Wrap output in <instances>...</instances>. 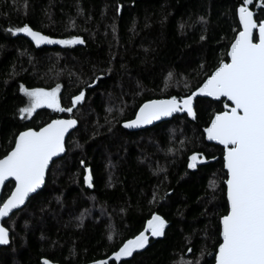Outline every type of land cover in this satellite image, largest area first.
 Masks as SVG:
<instances>
[{
	"label": "trees",
	"instance_id": "1",
	"mask_svg": "<svg viewBox=\"0 0 264 264\" xmlns=\"http://www.w3.org/2000/svg\"><path fill=\"white\" fill-rule=\"evenodd\" d=\"M242 2L0 0V158L21 131L77 120L43 189L3 222L10 245L0 248V264H94L139 234L153 214L165 220L163 237L116 264H214L227 213L226 172L223 149L206 142L204 129L226 101L197 98L195 118L181 114L142 131L122 123L148 100L191 94L228 61ZM249 8L264 19L260 0ZM25 24L52 39L84 42L37 49L24 33L9 31ZM57 84L61 107L84 92L72 113L39 108L20 118L27 103L21 85ZM194 153L203 161L190 169ZM12 188L8 183L1 199Z\"/></svg>",
	"mask_w": 264,
	"mask_h": 264
},
{
	"label": "snow or ice",
	"instance_id": "2",
	"mask_svg": "<svg viewBox=\"0 0 264 264\" xmlns=\"http://www.w3.org/2000/svg\"><path fill=\"white\" fill-rule=\"evenodd\" d=\"M252 4L253 0H243L237 8L242 30L227 52L230 62L221 60L202 85L187 96L144 102L136 111L135 118L123 124L125 128L149 125L177 112H186L187 116L195 118L193 97L198 93L215 100L226 98L224 110L217 112L204 129L209 141L223 146V168L226 170L227 213L219 221L222 242L215 252V264H264V19H254L249 8ZM260 8L264 12V0H260ZM254 30H258V42H254ZM9 31L13 35L24 33L37 46L84 42L79 37L52 39L27 24ZM173 77L170 72L166 80ZM20 91L27 98V103L18 109L21 119L31 117L37 109L44 107L72 113L85 95L81 91L73 96L71 107L65 108L61 107L57 95L59 84L50 90L27 89L21 85ZM76 124L77 120L72 118L53 119L38 130L28 128L14 137V146L0 158V185H4L9 177L15 181L10 195L0 199V218L8 217L14 209L24 205L29 194L41 187L50 161L65 151V134ZM198 155L190 156L188 168L196 167ZM90 179V176H85V183L92 187ZM164 226L165 220L153 214L145 231L152 237H159L163 235ZM145 231L124 241L109 258L111 264L143 249L148 242ZM112 238V235L108 236L109 240ZM8 240V230L0 226V245L7 244ZM109 259L95 261L94 264H109ZM44 264L49 262L45 260ZM186 264L192 262L187 261Z\"/></svg>",
	"mask_w": 264,
	"mask_h": 264
},
{
	"label": "water",
	"instance_id": "3",
	"mask_svg": "<svg viewBox=\"0 0 264 264\" xmlns=\"http://www.w3.org/2000/svg\"><path fill=\"white\" fill-rule=\"evenodd\" d=\"M237 19H238L239 28H240V31H241V30H242V26L240 25V22H239V15H238V12H237ZM240 31H239V32H240ZM239 32H238V33H239ZM238 33H237V35H238ZM254 35L256 36V39H255L254 42H258V30H254ZM24 36H25V37L29 40V42H30L35 48H37V49H39V48H53V47H56V46H59V45H60V44H41V45L37 46V45L31 40L30 37H28V36L25 35V34H24ZM230 46H231V45H230ZM229 50H230V47H229L228 51H229ZM227 59H228L227 62H230V57L227 56ZM227 62H226V63H227ZM201 85H202V84H201ZM201 85H200V86H201ZM197 98L209 99V100H211V101H219V100H215V99H213V98H211V97H207V96H204V95H200V94L198 93L196 96L193 97V107H194V102H195V100H196ZM222 99H224V100L226 101V98H221L220 100H222ZM228 103L230 104V102H228ZM138 109H139V108H138ZM50 110H51L52 113H56V114H58V115H62V114L64 113V112L54 111L53 109H50ZM181 114H184V115L187 116V113H186V112H177V113H173L172 116H169V117H162V118H161L160 120H158V121H153V123H152V124H149V125H142V126H139V127H133V128H125V127L123 126L124 123H122V128H123L124 130H126V131H129V132L142 131V130H145V129H149V128H151V127L157 125V124H160V123H163V122H167V121L171 120L173 117L178 116V115H181ZM187 117L190 118V119H193L192 117H189V116H187ZM134 118H135V115H134L133 119H134ZM56 119H68V118H56ZM72 119H73V118H72ZM131 120H132V119H131ZM50 122H51V121H50ZM209 124H210V123H209ZM76 128H77V124H76L72 129H69V131L65 134L64 147H65L66 139L68 138V136H69V135H70V134H71ZM204 137H205V140H206L207 143H209V144H213V145H216V146H219V147H221V148L223 149V146L220 145V144H218L216 141H209V140L207 139V135H206L205 132H204ZM13 146H14V145H13ZM65 152H66V149H65V151H64L63 153H60L58 156L53 157V160L50 161L49 168L51 167V165H52V163H53L54 161H56V160L62 158V157L65 155ZM49 168L46 169V172H45V181H46V178H47V173H48V171H49ZM224 170H225V169H224ZM225 172H226V170H225ZM8 183H13V188H14V186H15V181H14V179L11 178V177H9L8 180L5 181L4 185H0V199H1L2 191H3L4 187H5ZM44 185H45V182L41 185V187H40L39 189H37V191H36L35 193H31V194H29V197L26 198V201H25V204H24V205H21L20 208H18V209H14V210L12 211V213L9 214L8 217L0 218V226H3V222H4L5 220H7L12 214H14V213L18 212L19 210L23 209V208L25 207V205L27 204V202L30 200V198L33 197L34 195H36L38 192H40V191L43 189ZM13 188H12V189H13ZM9 195H10V194H9ZM225 198H226V202H227L226 185H225ZM150 219H151V218H150ZM3 227H4V226H3ZM146 227H147V222L145 223L144 228H143L142 231H145ZM165 229H166V223H165V226H164L163 234H164V232H165ZM8 233H9V240H8V243H7V244L0 245V248L8 247V246L10 245V232L8 231ZM145 235L148 236V240H150V239H161V238L163 237V235H162V236H159V237H152L147 231H145ZM220 242H222V241H221V238H220ZM147 243H148V242H147ZM147 243H146V245H147ZM141 250H142V249H141ZM217 250H218V247H217ZM217 250H216V251H217ZM49 264H56V263H50V262H49ZM214 264H215V258H214Z\"/></svg>",
	"mask_w": 264,
	"mask_h": 264
},
{
	"label": "rangeland",
	"instance_id": "4",
	"mask_svg": "<svg viewBox=\"0 0 264 264\" xmlns=\"http://www.w3.org/2000/svg\"><path fill=\"white\" fill-rule=\"evenodd\" d=\"M17 34H19V33H17ZM44 108H47V107H44ZM202 161L203 160L198 156L197 160L195 161V164L201 163ZM182 263H185V262H182Z\"/></svg>",
	"mask_w": 264,
	"mask_h": 264
},
{
	"label": "flooded vegetation",
	"instance_id": "5",
	"mask_svg": "<svg viewBox=\"0 0 264 264\" xmlns=\"http://www.w3.org/2000/svg\"><path fill=\"white\" fill-rule=\"evenodd\" d=\"M199 164V163H198ZM198 164H196V165H198Z\"/></svg>",
	"mask_w": 264,
	"mask_h": 264
}]
</instances>
